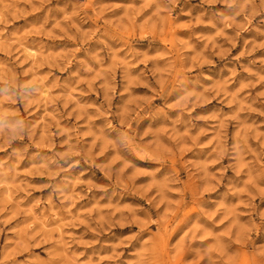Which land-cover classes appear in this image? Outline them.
Here are the masks:
<instances>
[{
	"label": "rangeland",
	"instance_id": "obj_1",
	"mask_svg": "<svg viewBox=\"0 0 264 264\" xmlns=\"http://www.w3.org/2000/svg\"><path fill=\"white\" fill-rule=\"evenodd\" d=\"M0 264H264V0H0Z\"/></svg>",
	"mask_w": 264,
	"mask_h": 264
},
{
	"label": "bare ground",
	"instance_id": "obj_2",
	"mask_svg": "<svg viewBox=\"0 0 264 264\" xmlns=\"http://www.w3.org/2000/svg\"><path fill=\"white\" fill-rule=\"evenodd\" d=\"M32 51V50H31Z\"/></svg>",
	"mask_w": 264,
	"mask_h": 264
}]
</instances>
